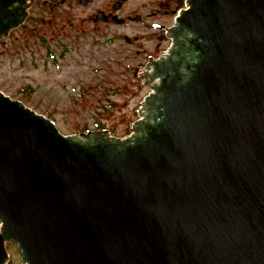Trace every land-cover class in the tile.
I'll return each instance as SVG.
<instances>
[{
  "label": "water",
  "instance_id": "1",
  "mask_svg": "<svg viewBox=\"0 0 264 264\" xmlns=\"http://www.w3.org/2000/svg\"><path fill=\"white\" fill-rule=\"evenodd\" d=\"M33 1L0 0V39ZM167 33L125 138L0 92V264H264V0H187Z\"/></svg>",
  "mask_w": 264,
  "mask_h": 264
},
{
  "label": "rangeland",
  "instance_id": "2",
  "mask_svg": "<svg viewBox=\"0 0 264 264\" xmlns=\"http://www.w3.org/2000/svg\"><path fill=\"white\" fill-rule=\"evenodd\" d=\"M37 4L26 23L0 39V92L46 117L64 135L108 131L130 136L140 103L150 93L136 75L149 55L160 56L171 38L128 44L114 35H135L87 20L86 9ZM67 19L73 23L70 26ZM85 31V32H84ZM114 41V42H113ZM152 59V58H151ZM7 264H26L7 243Z\"/></svg>",
  "mask_w": 264,
  "mask_h": 264
},
{
  "label": "flooded vegetation",
  "instance_id": "3",
  "mask_svg": "<svg viewBox=\"0 0 264 264\" xmlns=\"http://www.w3.org/2000/svg\"><path fill=\"white\" fill-rule=\"evenodd\" d=\"M186 2L187 0H34L28 8V16L38 3L51 9L65 5H70L69 10L71 6L86 9L87 20L95 23L99 29L111 26L116 31L121 29L136 33L131 36L118 33L113 36L115 40L121 36L126 43H138L142 47L146 41L157 38L160 43L168 38L166 32L175 25L176 17L184 10ZM67 23L73 25L70 19H67Z\"/></svg>",
  "mask_w": 264,
  "mask_h": 264
},
{
  "label": "trees",
  "instance_id": "4",
  "mask_svg": "<svg viewBox=\"0 0 264 264\" xmlns=\"http://www.w3.org/2000/svg\"><path fill=\"white\" fill-rule=\"evenodd\" d=\"M48 118H51V115H49V116H47ZM99 129H101V128H104V127H98Z\"/></svg>",
  "mask_w": 264,
  "mask_h": 264
}]
</instances>
